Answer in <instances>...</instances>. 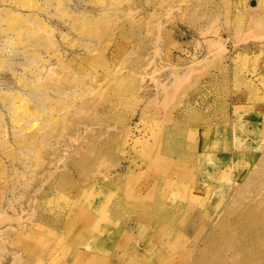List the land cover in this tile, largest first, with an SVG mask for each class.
<instances>
[{
	"label": "rangeland",
	"instance_id": "374dc122",
	"mask_svg": "<svg viewBox=\"0 0 264 264\" xmlns=\"http://www.w3.org/2000/svg\"><path fill=\"white\" fill-rule=\"evenodd\" d=\"M256 221L264 0H0V264H264Z\"/></svg>",
	"mask_w": 264,
	"mask_h": 264
},
{
	"label": "bare ground",
	"instance_id": "6f19581e",
	"mask_svg": "<svg viewBox=\"0 0 264 264\" xmlns=\"http://www.w3.org/2000/svg\"><path fill=\"white\" fill-rule=\"evenodd\" d=\"M176 193V192H175ZM233 227V226H232ZM242 227V226H241ZM245 228V227H244ZM249 229H252V230H256V231H258V230H264V224H261V223H259V222H252V225H251V228H249ZM248 229V230H249ZM264 232V231H263ZM261 233V232H260ZM242 234V233H241ZM257 234V233H256ZM255 234V235H256ZM259 234V233H258ZM259 235H263V234H259ZM250 237H251V235H250ZM245 240V239H244ZM246 241V240H245ZM252 241H254V240H252ZM242 243H244V242H242ZM252 244V243H251ZM248 246V245H247ZM250 246V245H249ZM256 247H258L259 249L258 250H260L261 252H263L264 253V242L263 241H261V242H258V245L256 246ZM246 248V247H245ZM246 250V249H245ZM251 250H254V249H251ZM248 251V250H247ZM252 252V251H251ZM253 253H254V251H253ZM246 258H247V256H246Z\"/></svg>",
	"mask_w": 264,
	"mask_h": 264
}]
</instances>
